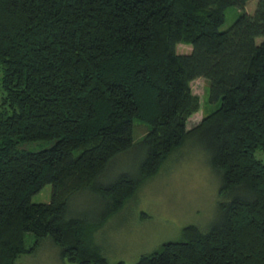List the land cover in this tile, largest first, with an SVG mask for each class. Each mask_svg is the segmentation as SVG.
<instances>
[{"label": "trees", "instance_id": "trees-1", "mask_svg": "<svg viewBox=\"0 0 264 264\" xmlns=\"http://www.w3.org/2000/svg\"><path fill=\"white\" fill-rule=\"evenodd\" d=\"M250 1L0 0V264L46 239L63 260L107 264L95 233L188 141L220 177L218 216L136 264H264V0L252 15ZM229 8L243 12L221 31ZM199 78L216 108L188 130ZM130 152L138 173L104 183ZM48 184L51 202L33 203ZM80 193L96 213L72 214Z\"/></svg>", "mask_w": 264, "mask_h": 264}, {"label": "rangeland", "instance_id": "rangeland-1", "mask_svg": "<svg viewBox=\"0 0 264 264\" xmlns=\"http://www.w3.org/2000/svg\"><path fill=\"white\" fill-rule=\"evenodd\" d=\"M259 0H251L245 11L254 14ZM243 11L229 8L221 31L232 27ZM264 38L257 39L262 43ZM179 53L191 52V47L180 45ZM192 91L200 99V109L188 121L187 129L199 125L210 114L215 105L209 103L210 82L199 78L192 82ZM149 127L134 123L135 141L141 140ZM40 146L33 147L34 150ZM141 154L130 152L118 158L105 175L104 183L124 172L138 173ZM221 180L211 164L207 149L196 141H188L181 149L169 157L160 172L144 183L119 213L111 217L94 235L101 246L107 264H136L141 256L153 253L166 242L182 239L183 229L195 225L207 230L218 216ZM52 186L46 185L32 196L35 204L50 203ZM89 193L75 195L70 201L72 214L98 211ZM27 244L34 242V235H26ZM19 264H73L63 260L59 248L46 239L39 252L25 256Z\"/></svg>", "mask_w": 264, "mask_h": 264}]
</instances>
